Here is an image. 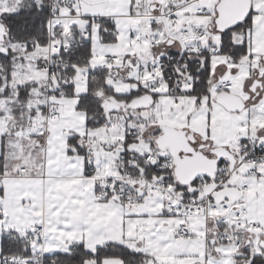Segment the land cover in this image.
Masks as SVG:
<instances>
[{
	"label": "snow or ice",
	"instance_id": "snow-or-ice-1",
	"mask_svg": "<svg viewBox=\"0 0 264 264\" xmlns=\"http://www.w3.org/2000/svg\"><path fill=\"white\" fill-rule=\"evenodd\" d=\"M0 264H264V0H0Z\"/></svg>",
	"mask_w": 264,
	"mask_h": 264
}]
</instances>
